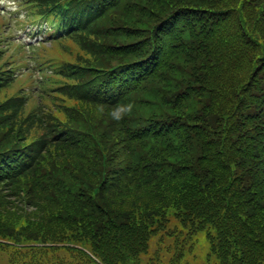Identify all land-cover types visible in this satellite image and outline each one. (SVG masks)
<instances>
[{
	"label": "trees",
	"instance_id": "trees-1",
	"mask_svg": "<svg viewBox=\"0 0 264 264\" xmlns=\"http://www.w3.org/2000/svg\"><path fill=\"white\" fill-rule=\"evenodd\" d=\"M257 5L131 0L123 71L75 85L67 79L81 76L50 48H32L30 63L0 41V239L12 242L0 251L11 249L12 264H139L171 207L189 234L208 230L217 264H264ZM178 12L215 20L217 34L189 37L158 72V53L175 45L160 43L162 25ZM23 68L27 76L14 79ZM125 69L139 79H124ZM35 222L65 229L38 231Z\"/></svg>",
	"mask_w": 264,
	"mask_h": 264
},
{
	"label": "rangeland",
	"instance_id": "rangeland-1",
	"mask_svg": "<svg viewBox=\"0 0 264 264\" xmlns=\"http://www.w3.org/2000/svg\"><path fill=\"white\" fill-rule=\"evenodd\" d=\"M155 6H156V4H155ZM155 8L159 10V8L157 6ZM9 9L15 12L16 5L13 4L12 6H10ZM118 20L120 22H124L125 24H131L133 22L132 18L130 17V14H128V16L121 14L120 17H118ZM129 199L131 202L132 198L130 197ZM139 204L142 206H145V204H146V206H148L149 208L156 205V203H153V202H149V203H145V204L142 202H139ZM166 210H168L169 213L173 212L172 207L167 208ZM19 221H21V220H19ZM46 227H47V231L50 233L62 232L65 229L64 227H62V225H60V223H58V224L52 223V224L47 225L45 223H36L35 222V228L38 231L44 230V229H46ZM161 236H162V232H160L152 240L150 251L144 255V261L145 262L149 261L153 257L154 251L156 249H159V251L157 252V254H158L157 257H158V260L163 264L165 262H168L171 259V257L175 255V253H179L181 251H187V250H189V252L186 253V256L184 259L185 262H187L189 264H214L213 261H211L210 263L208 261L209 244H208V240L205 238L204 232H201L200 234L197 235L196 242L185 241V242L178 244V246L168 245V242L160 244L158 242V240ZM3 259H4V257L0 254V261H2ZM2 264H7V263L5 261H3Z\"/></svg>",
	"mask_w": 264,
	"mask_h": 264
}]
</instances>
